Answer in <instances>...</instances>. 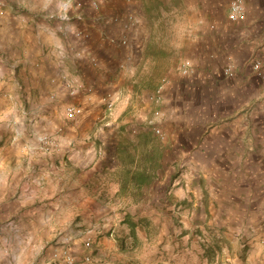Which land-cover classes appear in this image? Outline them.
Wrapping results in <instances>:
<instances>
[{"label":"crops","instance_id":"0c3cea01","mask_svg":"<svg viewBox=\"0 0 264 264\" xmlns=\"http://www.w3.org/2000/svg\"><path fill=\"white\" fill-rule=\"evenodd\" d=\"M228 2L0 0V264H264V0ZM145 131L136 196L120 156Z\"/></svg>","mask_w":264,"mask_h":264},{"label":"built area","instance_id":"2783aa9c","mask_svg":"<svg viewBox=\"0 0 264 264\" xmlns=\"http://www.w3.org/2000/svg\"><path fill=\"white\" fill-rule=\"evenodd\" d=\"M227 16L230 21L242 20L245 17L244 0H229ZM122 42L126 43V38H123ZM252 66H253V69H255V71H259L260 62L258 60H254ZM179 68H180L181 73L187 74L190 69L189 60L183 59L179 65ZM233 72H234L233 65L231 63H228L223 67V74L230 76V75H233ZM163 81H165V79H163ZM162 83L157 87L155 92L152 95H150L151 99H154V100L160 99ZM88 91H89V88H88ZM114 102H115V98L113 97L112 93L107 92L102 96V103L107 113H110L112 111ZM83 112H84V109L81 105L68 104L65 107V116L67 118H75L77 115H80ZM155 113L158 114V111H156ZM153 132L155 135L159 137L163 136V132L159 125L153 126ZM40 140L42 142L43 147L47 151H50L51 149L55 148L57 145L56 139L53 136H50L48 134L42 135L40 137ZM90 244H91V238L87 237L85 239V245L90 246ZM83 260L86 264H91L90 256L86 255L83 258ZM51 262L52 264H61V262L65 264H72L73 257L69 255L67 248H59L52 254Z\"/></svg>","mask_w":264,"mask_h":264},{"label":"trees","instance_id":"16d2710c","mask_svg":"<svg viewBox=\"0 0 264 264\" xmlns=\"http://www.w3.org/2000/svg\"><path fill=\"white\" fill-rule=\"evenodd\" d=\"M152 135L149 131H145L141 134L138 145H139V152L138 157L135 161V155L132 153L127 152L124 148L123 153L120 156V168H119V178H120V185L123 190L128 187H131L134 190L133 194L136 196L139 193L136 192L138 188L144 185H148L154 179L152 178L156 168L159 165V151L157 147L153 146L147 148V144L151 143ZM136 151V150H135ZM135 196V195H134ZM117 224L113 226L114 234L116 231ZM131 236L136 235L135 227H131L129 231Z\"/></svg>","mask_w":264,"mask_h":264}]
</instances>
